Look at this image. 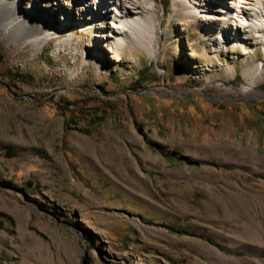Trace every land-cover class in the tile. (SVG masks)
I'll return each mask as SVG.
<instances>
[{
	"label": "rangeland",
	"instance_id": "obj_1",
	"mask_svg": "<svg viewBox=\"0 0 264 264\" xmlns=\"http://www.w3.org/2000/svg\"><path fill=\"white\" fill-rule=\"evenodd\" d=\"M153 1L155 54L49 19L54 0L36 42L0 23V264H264V72L244 92L264 45L244 59L189 0Z\"/></svg>",
	"mask_w": 264,
	"mask_h": 264
},
{
	"label": "bare ground",
	"instance_id": "obj_2",
	"mask_svg": "<svg viewBox=\"0 0 264 264\" xmlns=\"http://www.w3.org/2000/svg\"><path fill=\"white\" fill-rule=\"evenodd\" d=\"M28 1H32V5L27 8L28 10L24 14L20 7L21 0H0V23H6V29H16V36L12 40V44L30 40L36 42L42 38L41 31L33 30L37 21L35 12L38 11L40 4L38 0ZM75 1H77V4L71 10L72 7L69 8L67 0H54L53 4L56 6L47 10V17L49 19L52 16H55V19L59 17L65 25H69L74 24L76 20L73 13L80 14L78 23L76 22L77 26L85 29L89 25V27L95 29L94 36L96 38L105 36L107 40L112 39L116 51L123 50L128 43H131L138 48L147 49L148 52L155 54L154 41H156L159 24L152 17L146 15L155 8L154 1L147 3V6L143 5L145 0ZM86 6H89V8ZM189 6L196 10L197 16H193L194 19L202 24V29L211 37V40L215 37L218 40H225L224 44H229L234 40L242 44H253L251 49L244 47L241 53L244 59L252 55L257 44L264 45L263 0H189ZM88 9L91 10L89 14L86 13ZM106 19H109V26L104 29L102 22ZM64 24L62 29L58 28L59 34L68 31L65 29L62 31L63 27L65 28ZM66 35L59 40L58 45L72 48L75 54L79 53V49L74 42L76 35L74 33ZM214 41L217 45H220L217 40ZM213 47H216V45ZM88 55L86 54L82 58V64L90 63L96 69L108 70L106 69L107 64L98 55L95 53L91 57ZM263 72L262 64L245 72L249 80V83L244 87L246 94H257L254 88L262 78Z\"/></svg>",
	"mask_w": 264,
	"mask_h": 264
}]
</instances>
